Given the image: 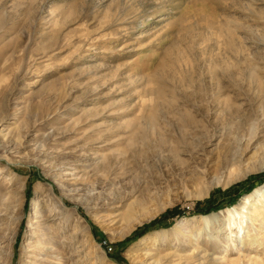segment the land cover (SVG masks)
Listing matches in <instances>:
<instances>
[{"label":"rangeland","instance_id":"obj_1","mask_svg":"<svg viewBox=\"0 0 264 264\" xmlns=\"http://www.w3.org/2000/svg\"><path fill=\"white\" fill-rule=\"evenodd\" d=\"M1 118L0 264L264 260L238 209L182 237L263 197L264 0H0Z\"/></svg>","mask_w":264,"mask_h":264},{"label":"bare ground","instance_id":"obj_2","mask_svg":"<svg viewBox=\"0 0 264 264\" xmlns=\"http://www.w3.org/2000/svg\"><path fill=\"white\" fill-rule=\"evenodd\" d=\"M5 122H7V119L6 118H1L0 119V127L1 126H5L6 124H5ZM4 130H6L7 131V133L9 132L10 133V131H11V129H10V127H9V129H5V127H3L2 128V130H0V131H4ZM5 132V131H4ZM3 132V133H4ZM2 135V134H1ZM5 135H7V134H5ZM0 170L2 171V168H0ZM81 172H83L82 170H78V169H75L74 171H73V174L76 176V178H78L77 176L79 175V173H81ZM87 173V172H86ZM15 181V180H14ZM226 183H228V182H226ZM225 183V184H226ZM14 185H15V183H14ZM10 187H12V186H10ZM23 189H24V186H23V184H21V185H17V186H13V188L12 189H10V191H9V193H14V192H17V193H19V194H22L23 193ZM4 190H3V188H2V186L0 185V197H2V198H4L5 197V195H4ZM6 194V193H5ZM256 194L257 195H262L263 197H261V198H256V200H254V201H252L251 199H250V197H246L245 199H244V202L240 205V207L239 206H236V207H234V209H229L228 210V216L226 215V217L224 216V213L223 212H215V213H210V214H208V215H205V214H203L202 216H197V217H195V220H194V224H193V228H192V230H190V228H187V227H185V230H184V233H183V236L182 237H186L187 235H190V238H192L193 239V237L195 236V235H200V237L202 236V237H204L205 239H206V237H207V235H210V234H212L213 235V228H214V226L219 222V223H221L220 221L222 220V221H225V220H227V221H229V222H231V216L236 212V210L238 209V213L240 214V215H242V217L244 218V217H249L250 219H251V224L250 225H248L246 228H245V231L246 232H248L247 230H249V231H251L252 232V237H253V239H254V241L256 242V241H258V237H256L257 236V234H259V232L257 233V232H253V230H257V231H259V226L261 227V228H264V213L262 214V216L261 217H259V215H257V216H255V217H252L251 216V214L252 213H255V212H257V211H259L260 209H261V207H263V204H264V185H263V187H261V188H259V189H257V191H256ZM10 195V194H9ZM11 199V198H10ZM5 201V200H4ZM36 204H38V201H37V203ZM12 207V206H11ZM38 207V206H37ZM9 205L6 203V202H2L1 204H0V221L2 220V219H6L7 217L6 216H8L9 215ZM77 209L76 208H74V212L76 211ZM11 211V210H10ZM256 214V213H255ZM254 214V215H255ZM9 217H12L13 218V220H17V218L19 219V218H22L23 216H17V217H14L13 215L11 216H9ZM37 217H40V215H39V212H36V214H34V218H37ZM228 217V218H227ZM81 218V217H80ZM82 219V218H81ZM83 223V225H84V227L86 228V230H88V228H89V225L86 223V222H82ZM193 231L195 232V234L193 233ZM73 233V232H72ZM255 233V234H254ZM180 238V237H179ZM214 238V235L212 236V238H211V240ZM260 240H262V239H260ZM263 241V240H262ZM32 242H30L29 241V243L28 244H31ZM154 245L156 244V243H153ZM158 245H159V243L158 244H156V246H154V248H157L158 247ZM147 246L149 247V244H147ZM31 247V246H30ZM29 247V248H30ZM176 256V255H175ZM197 256H198V259L199 258H202L203 260L199 263V264H206L207 262H220V260H222L223 258H225V257H223L222 256V254H220V253H216V254H214L211 258H207L208 256L204 253V255L203 256H200L199 257V254H197ZM196 256V257H197ZM254 259V262H253V264H264V260H262L261 259V257L259 256V255H255L253 258H252V260ZM242 260V259H241ZM238 261V262H233V261H231L230 262V264H243V262L244 261ZM243 260H244V258H243ZM249 261H250V259H249ZM180 264H181V262H180ZM183 264V263H182Z\"/></svg>","mask_w":264,"mask_h":264},{"label":"trees","instance_id":"obj_3","mask_svg":"<svg viewBox=\"0 0 264 264\" xmlns=\"http://www.w3.org/2000/svg\"><path fill=\"white\" fill-rule=\"evenodd\" d=\"M263 181H264V180H261V181L259 182V184L262 183ZM257 185H258V184H257ZM253 187H255V186H250V187L246 188L245 191H246V192H249L251 189H253ZM241 194H242V193L239 192V190H236V191L234 190V192H233V198H234L233 200H234V202H235V201H238V200L240 199Z\"/></svg>","mask_w":264,"mask_h":264}]
</instances>
